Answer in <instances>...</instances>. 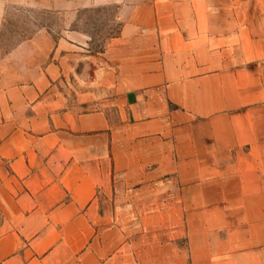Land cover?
I'll return each instance as SVG.
<instances>
[{"label":"crops","instance_id":"1","mask_svg":"<svg viewBox=\"0 0 264 264\" xmlns=\"http://www.w3.org/2000/svg\"><path fill=\"white\" fill-rule=\"evenodd\" d=\"M0 264H264V0H0Z\"/></svg>","mask_w":264,"mask_h":264},{"label":"rangeland","instance_id":"2","mask_svg":"<svg viewBox=\"0 0 264 264\" xmlns=\"http://www.w3.org/2000/svg\"><path fill=\"white\" fill-rule=\"evenodd\" d=\"M112 16L110 9L86 10L75 16L77 21L75 25L92 33V47L98 49L105 41L104 36L116 32L118 28V23L113 20ZM18 18H20L24 27L33 24H47L52 29L58 31L66 25V18L57 14H23L18 16Z\"/></svg>","mask_w":264,"mask_h":264}]
</instances>
